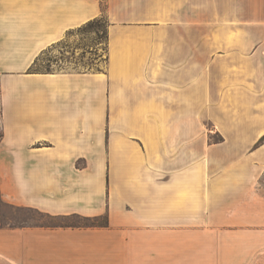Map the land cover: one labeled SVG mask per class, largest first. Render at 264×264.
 <instances>
[{"label":"crops","instance_id":"crops-1","mask_svg":"<svg viewBox=\"0 0 264 264\" xmlns=\"http://www.w3.org/2000/svg\"><path fill=\"white\" fill-rule=\"evenodd\" d=\"M263 137L264 0H0V264H264Z\"/></svg>","mask_w":264,"mask_h":264},{"label":"rangeland","instance_id":"rangeland-1","mask_svg":"<svg viewBox=\"0 0 264 264\" xmlns=\"http://www.w3.org/2000/svg\"><path fill=\"white\" fill-rule=\"evenodd\" d=\"M105 28L106 23L102 19L93 23L91 29L74 31L61 44L43 51L34 61V68L39 72L104 70L106 60ZM258 189L264 194V175L259 182ZM15 213L13 210H6V215L9 217ZM24 214L26 218L23 221L34 223L41 221V218L33 212H21V214L18 212V215H22V219ZM74 222L76 221L74 220Z\"/></svg>","mask_w":264,"mask_h":264},{"label":"trees","instance_id":"trees-1","mask_svg":"<svg viewBox=\"0 0 264 264\" xmlns=\"http://www.w3.org/2000/svg\"><path fill=\"white\" fill-rule=\"evenodd\" d=\"M102 19H103V20L105 21V23H106V20H105L104 16H102L101 18H99V19H97V20H94V21L88 22V23H87L85 26H83L80 30L91 29V28L93 27V23H95V22H97V21H99V20H102ZM104 34H105V42H106V38H107L106 28H105V32H104ZM34 66H35V62H34L33 65L31 66V68L29 69V71H31V72H39V71H37V70L34 68ZM46 72H49V71H46ZM260 141H264V137H263Z\"/></svg>","mask_w":264,"mask_h":264}]
</instances>
